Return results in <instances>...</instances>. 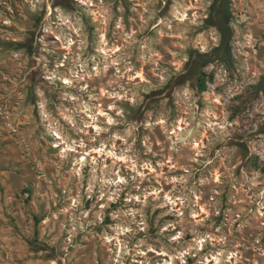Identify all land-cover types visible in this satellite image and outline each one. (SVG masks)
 <instances>
[{"label": "clouds", "instance_id": "9594fccd", "mask_svg": "<svg viewBox=\"0 0 264 264\" xmlns=\"http://www.w3.org/2000/svg\"><path fill=\"white\" fill-rule=\"evenodd\" d=\"M0 264H264V0H0Z\"/></svg>", "mask_w": 264, "mask_h": 264}]
</instances>
